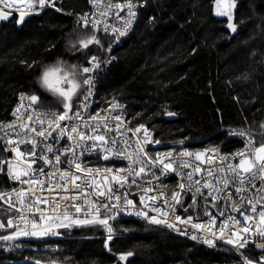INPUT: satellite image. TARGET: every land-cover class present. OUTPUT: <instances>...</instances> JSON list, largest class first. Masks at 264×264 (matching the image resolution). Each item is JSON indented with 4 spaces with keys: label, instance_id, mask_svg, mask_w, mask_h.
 Masks as SVG:
<instances>
[{
    "label": "trees",
    "instance_id": "16d2710c",
    "mask_svg": "<svg viewBox=\"0 0 264 264\" xmlns=\"http://www.w3.org/2000/svg\"><path fill=\"white\" fill-rule=\"evenodd\" d=\"M145 1L132 35L100 76L97 107L124 104L131 123L146 124L160 141L156 153L213 147L226 153L239 151L241 143L229 139L226 129L264 131L260 128L264 123V0H237L236 22H242L235 34L226 21L213 16V0ZM89 4L88 0H57L61 12L46 8L20 29L17 13L1 22L0 123L10 120L22 92L41 97L38 109L59 111L58 98L41 88L40 74L58 60L85 65V52L104 55L110 40L100 35L103 49L91 45L81 52L68 50L69 37L82 30L75 15L87 13ZM244 72L251 77L242 78ZM168 111L176 115L168 116ZM4 157L0 145V160ZM17 186L11 178L0 177V193ZM184 203L190 200L185 197ZM195 209L190 210L192 215ZM183 214L187 215L184 210ZM113 226L119 235L109 244L113 253H134L126 264H241V257L228 247L211 249L134 220L122 219ZM65 235L1 252L0 264H123L104 247L102 228H74ZM34 245L46 250L33 251Z\"/></svg>",
    "mask_w": 264,
    "mask_h": 264
},
{
    "label": "snow or ice",
    "instance_id": "6c2138e0",
    "mask_svg": "<svg viewBox=\"0 0 264 264\" xmlns=\"http://www.w3.org/2000/svg\"><path fill=\"white\" fill-rule=\"evenodd\" d=\"M88 2L97 5L101 3V0H88ZM0 6H2L0 7V21L9 20L14 10L15 13H18L15 16V22L21 26L27 22L26 17L32 13H39L46 8H52L56 12L62 11V8L57 6V0H0ZM135 7L132 0H125V3L109 0L106 9L100 11L99 15L91 14V19L89 13L78 14L76 23L82 30H74L75 35L69 37L68 50L73 52H80L84 49L90 50V45H97L103 49L105 46L97 35L101 31L118 41L120 37L127 34L128 28L131 27V21L136 16ZM235 7L236 0H215V15L226 17V26L233 34L237 33L238 24L242 22H234ZM4 9H8V11ZM112 9H116L114 15L123 20L122 27L110 25L108 20L104 19L109 16ZM125 9H127V19L120 16V13ZM111 50L112 40L107 46L109 55L104 60L105 64L111 63L115 59L110 54ZM84 56L88 66L78 63L69 64L58 60L55 66L46 67L39 76L41 88L58 98L62 105L59 111H38L35 106L42 103L41 97L37 94L27 96L21 94L20 101L22 103L13 112L21 131H15L16 125L14 123H0V130L7 128L15 132V139L5 133L9 135L6 144L13 146L12 151L15 152L18 159L25 155L36 157V159L27 162L26 168L17 167L14 169L7 160L0 161V165L5 166L0 170L6 171L7 175L22 185L30 186L28 189L21 187L18 191L13 189L15 192L14 201L9 193H0V201L8 203L10 209H14L16 213V215L10 216L6 222L0 220V229L6 227L14 229L12 235H3L0 236V239L9 241L16 240L21 236L39 238L48 235H61L60 229L102 228L107 233L104 247L113 254L114 258L118 256V261L128 262L129 257L134 255L132 251L117 254L113 253L109 246L116 231L113 225L120 223V218L123 215H128L143 219L152 225L164 226L182 235H188L189 228L197 233L203 232L205 233L204 237L191 234L190 238L193 241L199 240L210 247L216 246L218 239L223 240L224 243L232 245L240 253L241 264H264V131L259 133L260 143L257 146V137L254 136L251 128L231 130L228 133L229 136L244 138L243 148L231 154L232 160L227 159L225 154H218L219 165L214 169L209 167L206 170L210 179H194V173H201L203 169L200 166H193L188 161H183L180 166L191 168L192 171L180 174L178 191L173 190L170 194L150 195L147 198L141 195L137 202L134 199H129L127 194L117 192L110 186L111 183L115 182L120 188H123L128 183V176L143 179L142 174L151 171V166L156 163L163 165L165 171L175 170L171 162L172 152L163 154V159L160 158L159 153L153 158L143 147V145H150L153 142L159 144L160 141H153L148 128L141 124L135 129L128 130L134 136L142 133V138L137 136L134 152L126 157L138 165V170L127 169L128 176H124L120 173H125L126 169L117 167L115 169L117 174H113L110 180L105 177L103 184L109 186L102 190V185L98 184L92 175L100 170L82 167L81 157H84L86 152H95L98 156L102 155L103 159L107 161L112 154L116 157L122 155L126 148L122 150L117 146L118 141L115 138L110 139L105 133L113 128L119 132L120 124L126 123V121L122 120L121 114L117 112V109L120 108L117 102H111L108 109H101L94 114L88 111L95 77L99 75L100 58L96 55H89V52H85ZM28 66L32 67V65ZM250 77V72L242 73V78L249 79ZM25 99L28 101L27 105L23 103ZM21 109H24L26 113L31 109V114L17 115ZM101 112H108L110 118L118 123L110 125L107 123L109 116H101ZM167 115L175 116L176 113L168 111ZM25 120L27 123L23 122ZM33 123L39 127L32 126ZM101 128L104 129V132L98 131ZM260 128L264 130V123H261ZM85 129H90V132L85 131ZM53 132L56 135H53ZM35 137H40L42 140L37 141ZM49 140L53 143H49ZM61 141L60 148L54 151V143ZM69 141L72 143L69 144ZM19 143H30L32 145L31 150L28 153L21 151L18 146ZM179 144L183 146L184 140L179 141ZM5 150H8L7 147ZM206 151L217 153L215 147ZM205 154V152H197L195 159L203 163ZM178 155L191 157L193 153L184 149L178 151ZM62 156L69 165L68 170L62 168ZM53 159L56 165H61L60 179L59 182L49 186L48 178L55 173L45 172L41 166L39 171L46 179L40 180L32 175V172L35 171L32 165L37 160H42L44 164H52ZM208 159L211 161L212 157H208ZM165 160L169 162L165 163ZM237 160L238 162H234ZM73 168L74 172L71 170ZM106 171L113 172V169L109 168ZM76 173H83L84 176L76 175ZM152 174L159 180V175ZM24 177L28 178L24 179ZM81 180H84L83 185L77 183ZM257 182H259V187H257ZM131 183L137 185L136 179L133 178ZM31 186H39V191ZM57 188L61 189L63 193V195H59V198L53 199L49 195H44L45 192L54 193ZM89 188L97 197H103V201L88 200ZM230 189H234L235 196ZM153 190L152 187L144 188L145 192H152ZM185 191L192 193L190 203L187 205L182 200V193ZM73 192L75 194H72ZM160 196H165L163 206L159 203ZM235 197H239V201ZM198 198L204 202L203 214L207 217L206 223L195 222L190 211L193 208L198 210ZM221 201L225 205L230 202L232 211L242 219L230 214L226 220L220 221L219 226H217V216L210 210L209 204L211 207L217 208L219 216L223 217L225 213L220 210ZM245 202L247 206H245ZM176 206L182 207L187 215L182 217L175 214ZM101 209L104 211L102 212ZM4 211L7 212L9 209ZM150 213H156V215H150ZM179 225L185 227L181 228ZM253 245L260 250L259 254L250 253L249 249ZM36 264H40V262L36 261Z\"/></svg>",
    "mask_w": 264,
    "mask_h": 264
},
{
    "label": "built area",
    "instance_id": "2783aa9c",
    "mask_svg": "<svg viewBox=\"0 0 264 264\" xmlns=\"http://www.w3.org/2000/svg\"><path fill=\"white\" fill-rule=\"evenodd\" d=\"M113 2H117V3H125V1L120 2L117 0H113ZM109 3V0H101V3L97 4V5H93V4H89V10L87 13L90 14L89 18L91 19V14L95 13L96 15H99V12L102 10L106 9V5ZM132 3L136 6L135 7V11H136V16L132 19L131 21V27L128 28L127 34L123 37H120L118 41L114 40L110 35H105L102 31L98 32L97 35H100L102 37H106L109 40H112V50H111V55L115 57L114 60H112L111 63L105 64L104 60L107 59L109 53L107 51V47H106V51L105 54L103 56H98L100 58V69L99 71V75L95 77V83H94V88H93V95L91 97V99L89 100V109L88 111L92 114H94L96 111H100L101 109L97 107V102H98V81L100 79V76H102L105 71L110 67V65L117 60L116 58V51L117 49L125 42L127 41L130 36L132 35L137 22H138V16H139V12L141 9H143L146 5V1L145 0H132ZM2 7V6H0ZM5 11H8V9H4ZM116 9H112L111 13L109 14V16L105 17L104 19L108 20L110 25H116L117 27H122L123 25V20L118 19L114 13L116 12ZM82 15V14H80ZM120 16L127 19V9H125L123 12L120 13ZM76 18H78V14L75 15ZM102 28V25H101ZM108 46V45H107ZM84 66H88L87 63ZM21 94H25V96H27L28 94L25 92H22L18 95L17 98V102L14 105L11 114H10V120L7 123L4 124H8V123H14L16 125L15 131H21L20 127H19V122L16 121V116L13 115V112L15 111V109L17 107L20 106V104L22 103L20 101V95ZM23 103L25 105L28 104L27 99H25L23 101ZM119 103V102H117ZM120 108L117 109V112H119L122 116V120L126 121V123L120 124V129L119 132L116 131L115 128L107 131L105 134L107 137L111 138H115L118 141L117 146L120 147L122 150L126 148V151L123 152L122 155H120L119 157H116L114 154L110 155V159L105 161L102 157V155H97L95 152L93 153H85L84 157H81L83 163H82V167H90L93 169H99L100 171L98 173L94 172L92 175L95 178L96 182L98 184L102 185V190L104 188H107L109 185L107 184H103V181L105 179V177H107L109 180L111 179V176L113 174H117L115 172V169L117 167H124L126 169L125 173H120V175H124V176H128V172L127 169H135L138 170V165L134 164L133 161L131 159L126 158L128 155L132 154L135 150V146H136V140H137V136L142 138V133H138L135 136L132 134V132L128 131L129 129H135L136 127H138L139 125H133L130 121V119L128 118L127 115V110H126V106L122 103H119ZM110 106V104L105 108L108 109ZM36 107V106H35ZM37 108V107H36ZM38 111H45V110H40L37 108ZM55 112V111H53ZM28 114H31V109L28 110V112L26 113L24 109H21L20 113H17V115H22V116H26ZM101 116H109V119L107 121V123H109L110 125H115L118 122L112 120L110 118V114L108 112H101L100 113ZM24 123H27V121H23ZM101 123H103V121H101ZM141 125V124H140ZM145 125L148 130H149V134L152 137L153 141H155V134L152 130L149 129V127L146 124ZM32 126L35 127H39V125L33 123ZM241 128H228L227 130V135L229 137V139H233L239 143H241L242 148H243V144H244V138L242 137H236V136H229V132L231 130H239ZM246 129V128H244ZM58 131V130H57ZM85 131L90 132V129H85ZM98 131L100 132H104V129H98ZM5 133H8L13 139L16 138L15 136V132L12 129H3L0 130V145L2 146V148L5 151V157L2 158L0 161L3 160H7L12 166L13 168H17V167H23L26 168L27 167V162L29 160L32 159H36V157H28L27 155H25L22 158H17L15 156V152L12 151V145H7V139L9 138V135H6ZM254 136L257 137L256 140V144L257 146L260 143L259 140V133H255L253 132ZM34 136V134H32ZM53 135H56L55 132H53ZM35 139L37 141L42 140V138L40 137H35ZM66 139V137H65ZM49 143H53L51 140H49ZM60 143H54V151L58 148H60ZM69 144H71L72 142L69 141ZM20 147V150L28 153L31 150L32 145L30 143H19L18 145ZM7 147L8 150H5V148ZM143 147L148 151L149 155L153 158L156 157L157 153L160 154V158L163 159V154L168 153V152H172V160L171 162L173 163L174 166V171H165L163 169V165L156 163L155 165L151 166V171L142 174L143 179H141L140 177H133V176H128V183L125 184V186L123 188H120V186L118 184H116L115 182L111 183V187H113L114 189L117 190V192H121V193H125L128 195L129 199H134L135 201H139L140 196L144 195L146 198L147 196L150 195H159V193H165V194H170L173 190H179L178 189V184L180 182V174L185 173V172H189L192 171L191 168H182L180 165L183 163V161H188V163L192 164L193 166H200L203 171L201 173H194V179L195 178H204V179H210L207 176V169L209 167H212L213 169L219 165L220 163V159L218 158V154H225L227 155V159L232 160V155L233 153H226L224 152L223 148H216L217 153L214 154L210 151H191L193 153V156L191 157H181L178 155V151H182V150H176L173 151L174 149L168 150V151H164V152H157L156 150L159 148V145L156 144L155 142H153L150 145H143ZM241 148V149H242ZM240 149V150H241ZM38 151H39V146H38ZM79 151V150H77ZM190 151V150H189ZM197 152H205V157H204V162L201 163V161H198L195 159V153ZM51 155V154H49ZM208 157H212V160L210 161L208 159ZM62 159V168L64 170H68L69 169V165L67 163V161L64 159V157H61ZM168 160H165V163H168ZM234 162H238L234 161ZM44 168L45 172H50V173H55V175H52L48 178L47 183L49 184V186H51L54 183L59 182L60 179V171H61V165H56L55 161L53 159L52 164H44L42 160H37L35 164L32 165V168L35 170L32 172V175L36 176L37 178H39L40 180H45V176L39 171L40 167ZM5 166L0 165V169H3ZM113 169V172H107L106 169ZM74 172V168L71 169ZM152 173H156L157 175H159V180H157L155 178V176ZM76 175H81L84 176L83 173H76ZM0 177H9L11 178L9 175L6 174V171L4 170H0ZM28 177H24V179H27ZM133 178L136 179L137 181V185H133L131 183V181L133 180ZM12 179V178H11ZM13 180V179H12ZM14 182H16L18 184V186L16 188H13L15 190H19L21 187H23L24 189H28L30 186L29 185H22L19 181L13 180ZM90 179H89V183H90ZM150 182V183H149ZM78 184L83 185L84 184V180L78 181ZM31 187H35L37 188V191H39V186H31ZM145 187H152L154 190L152 192H145L144 188ZM257 187H259V182H257ZM13 189L5 191L4 193H9L12 196L13 201L15 200V192L13 191ZM231 191H233V195L235 196L234 193V189H230ZM90 195L88 196V200H97V202H101L103 201V197H97L95 195V193L92 191L91 188L88 189ZM205 192L207 191L206 189L204 190ZM254 191V190H253ZM72 194H75V192H73ZM44 195H49L51 198L56 199L59 198V195H63L62 190L57 188L56 191L54 193H47L45 192ZM109 195H112L111 193H109ZM192 193L185 191L184 193H182V200L184 201L185 197L187 199L190 200ZM239 198V197H237ZM165 196H160L159 197V203L161 204V206H163V202H164ZM210 199V198H209ZM198 205L202 208L199 210H197V208L195 209V213L193 214V218L195 222H207V217L204 216L203 214V208H204V202L202 200H199L198 198ZM220 206L223 207V212L225 213V215L223 217L219 216V213L216 211V208L211 207V204H209L210 210L216 214L217 216V226H219L220 221L222 220H226L228 215H235L237 216V218L242 219L241 217H239V215H237L236 213H232V209L230 206V202L229 204L225 205L223 201L220 202ZM5 209H9V211L5 212ZM231 209V210H230ZM101 211L103 212L104 210L101 209ZM175 214L181 215L182 217H185L183 214V209L180 206H176L175 209ZM16 215L15 210L14 209H10V206L8 203H5L4 201H0V220L3 221H7V219L10 216H14ZM150 215H156V213H150ZM159 218V217H158ZM122 219H128V220H134V221H138V222H142V223H147L146 221H144L143 219H139L136 218L134 216H128V215H123L121 218ZM256 223V222H254ZM152 225V224H150ZM157 226V225H155ZM181 228H184V225H179ZM157 227H161L164 228L165 230H167L169 232L170 235L179 237V238H184L190 241H193L190 238L191 234H197L200 235L201 237L205 236V233L203 232H199L197 233L195 230L189 228V234L188 235H182L177 233L174 230L171 229H167L164 226H157ZM61 232V235H48L45 237H31V236H21L16 240H9V241H4L2 239H0V253H9L12 250H15L16 247H18L21 244H26V243H45V242H50V241H56V240H60L66 237L65 235V231L64 229H60L59 230ZM14 232V229H9V228H4V229H0V236L3 235H12ZM193 242H197L199 244H202L206 247H209L211 249H215V250H221L223 247H228L230 248L233 252H235L237 255L240 256V253L236 250V248H234L232 245H228L226 243L223 242V240H217L216 241V246L214 247H210L206 244L201 243L199 240L197 241H193ZM251 249H253L255 252H257L259 254L260 250L258 248H256L254 245L251 247ZM33 251H38V250H46V247H42V248H38L36 245H34L32 247ZM241 257V256H240Z\"/></svg>",
    "mask_w": 264,
    "mask_h": 264
},
{
    "label": "water",
    "instance_id": "95a60500",
    "mask_svg": "<svg viewBox=\"0 0 264 264\" xmlns=\"http://www.w3.org/2000/svg\"><path fill=\"white\" fill-rule=\"evenodd\" d=\"M238 5H239V2L236 0V7L234 9V22H236V13H237ZM40 14H41V12L32 13L28 17H26V21H28L31 17L37 16V15H40ZM17 15H18V13H17ZM213 16L219 21H226V17H218V16L215 15V0H213ZM13 18H14V14L12 16H10L9 20H7L6 22L12 20ZM0 22H4V21H0ZM17 26L20 29V28H22L24 26V24L22 26L17 24ZM232 213H234V212L232 211Z\"/></svg>",
    "mask_w": 264,
    "mask_h": 264
},
{
    "label": "rangeland",
    "instance_id": "374dc122",
    "mask_svg": "<svg viewBox=\"0 0 264 264\" xmlns=\"http://www.w3.org/2000/svg\"><path fill=\"white\" fill-rule=\"evenodd\" d=\"M19 7V6H18ZM91 46V45H90ZM106 51V50H105ZM81 52V51H80ZM104 54H105V52H104ZM96 56H101V55H96ZM64 62H66V61H64ZM67 63H69V64H76V63H71V61H67ZM245 206H246V202H245ZM237 214V213H236ZM152 226H154V227H157V226H155V225H152ZM158 229H160L163 233H166V234H169V232L167 231V230H165L164 228H161V227H157ZM69 230H71V229H69ZM106 236H107V233H106ZM119 235H117V234H114V238H116V237H118ZM132 257H129V259H131ZM123 264H126L127 262H122Z\"/></svg>",
    "mask_w": 264,
    "mask_h": 264
}]
</instances>
